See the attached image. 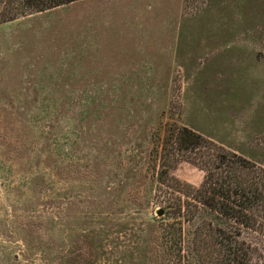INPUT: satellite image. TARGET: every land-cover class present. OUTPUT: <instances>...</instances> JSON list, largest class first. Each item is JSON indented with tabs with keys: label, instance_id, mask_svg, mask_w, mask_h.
<instances>
[{
	"label": "rangeland",
	"instance_id": "1",
	"mask_svg": "<svg viewBox=\"0 0 264 264\" xmlns=\"http://www.w3.org/2000/svg\"><path fill=\"white\" fill-rule=\"evenodd\" d=\"M182 126L264 165V0H75L0 23V264H163L160 190L201 181L165 157ZM209 224L264 250L199 205L191 264Z\"/></svg>",
	"mask_w": 264,
	"mask_h": 264
},
{
	"label": "trees",
	"instance_id": "2",
	"mask_svg": "<svg viewBox=\"0 0 264 264\" xmlns=\"http://www.w3.org/2000/svg\"><path fill=\"white\" fill-rule=\"evenodd\" d=\"M73 1L0 0V23ZM175 132V136L169 132L164 140L165 157L169 152L173 154L175 166L183 159L200 172L201 181L199 186H193L173 176L175 183H186L190 189L165 184L160 190L163 205L157 210L163 213L159 225L162 263L191 264L182 250V222L199 205L236 225L256 230L264 240V165L226 151L185 126ZM193 248L200 264H264L262 248L240 240L238 232L210 224L196 229Z\"/></svg>",
	"mask_w": 264,
	"mask_h": 264
}]
</instances>
